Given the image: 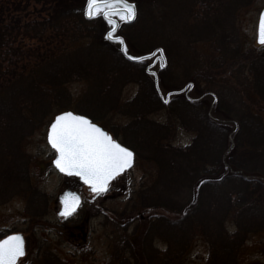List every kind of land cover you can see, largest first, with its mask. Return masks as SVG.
Segmentation results:
<instances>
[{
	"label": "trees",
	"instance_id": "obj_1",
	"mask_svg": "<svg viewBox=\"0 0 264 264\" xmlns=\"http://www.w3.org/2000/svg\"><path fill=\"white\" fill-rule=\"evenodd\" d=\"M84 1L0 0V163L10 162L11 147L19 154L31 130L43 128L51 114L68 107L69 82L86 80L98 93L110 82H137L139 93L124 113L131 118V133L146 137L159 176L157 183L144 186L138 205L151 210L133 213L134 228L116 245L112 264H186L182 257L197 234L208 243L209 255L202 264H240L239 253L249 236L264 230V54L242 49L234 31L241 9L251 0H186L185 9L179 5L182 11L173 19L174 28L168 19L172 4L134 0L136 17L120 26L136 51L165 50L167 63L159 74L166 84L207 82L205 90L223 116L236 120L235 136L229 133V119L215 118L205 99L180 93L164 101L147 62L127 58L117 43L105 38L102 17H86ZM140 20L158 21V31L174 46L199 50L197 67L190 73L185 69L189 76L182 83L175 76L171 84L170 45L156 44L147 28L138 34L130 31ZM198 42L204 44L201 52L195 47ZM158 110L167 111L165 121L149 116ZM18 128L21 134L14 131ZM180 129L193 131L194 137L176 145L171 139ZM130 147L137 153L135 145ZM16 162L14 158L0 176L13 175L16 181L21 172ZM194 185L197 190L190 199H175L183 187ZM173 187L177 195L169 196ZM32 193L38 202L40 192L33 188ZM155 237L165 241V249L153 246ZM45 263L69 264L53 254L46 255Z\"/></svg>",
	"mask_w": 264,
	"mask_h": 264
},
{
	"label": "rangeland",
	"instance_id": "obj_2",
	"mask_svg": "<svg viewBox=\"0 0 264 264\" xmlns=\"http://www.w3.org/2000/svg\"><path fill=\"white\" fill-rule=\"evenodd\" d=\"M163 1L167 5L172 4L170 9L173 13L168 16L172 22L179 16L182 8L185 9L186 0ZM263 5L264 0H251L239 13L234 31L237 37L239 35L238 39L245 51L264 54V43L257 41L258 20ZM158 23L156 21V23L144 24L143 20H140L130 27V31L138 34L147 32L143 31L144 28H147L149 29L147 33L154 36L156 44L159 41H165L170 45L171 74L174 75L171 84H175L172 83L175 76L177 77L175 80L180 84L186 76L185 69H188V73H190L197 67L196 57L199 50L195 51L193 47L188 49L181 45L174 46L171 39L158 31ZM101 26L102 34L106 37L110 27L109 23L102 20ZM170 27L174 28V22ZM127 46L131 53L136 51L132 44H127ZM203 46L204 44L201 42L195 44L196 49H200V52ZM111 51L116 55L115 50ZM149 61L153 63L151 69L154 70L161 64V60L156 56L149 58ZM118 65L124 64L119 61ZM106 85L101 89L103 92L98 93L95 91L94 85L86 80L69 82L67 89L71 92L70 98H68L70 100L66 99L69 104L63 111L73 110L82 113V111L87 112L84 109L90 110L89 115L109 131H113L121 142L129 147L131 144L135 145L137 148L135 163L132 168L117 176L105 191L90 192L88 186L78 177L65 175L53 163L56 150L48 142L47 133L49 125L55 117L54 113L51 114L43 128L31 130L25 135L21 145L22 150L19 149L17 156L14 152L18 148L11 147V153L19 163L16 162L14 166L17 165L21 169L19 177L15 181L13 175L0 176V239L10 232H23L26 236L27 252L17 264H47L45 263L47 254L56 255L69 264H112L116 245L130 235L134 228L133 213H136L137 210L140 213L151 210V208L146 209L138 205H142L144 186L147 184L152 186L155 182L157 183L155 175H159L154 159L156 157L144 135L131 133V118L124 113L125 105L139 93L140 85L134 81L110 82ZM160 85L167 101L176 88L162 80ZM207 85L208 83L204 81L201 84L194 83L190 95L193 97L201 95L206 91ZM204 98L215 118L229 119L226 122L229 133L231 136H235L237 122L234 117L226 118L216 104L212 106L213 96L211 94ZM115 100H118L119 104L114 103ZM88 101H93L94 104L89 102L90 105H87ZM166 113V110H158L150 113L149 116L165 121ZM14 131L16 134H21L20 128L14 129ZM193 137V131L180 129L171 141L176 145H182L190 142ZM13 157H9L10 162L6 160L4 163H0V173H3L5 166L8 171L10 163L14 164ZM5 174L3 173V175ZM33 188L41 194L37 193L36 200L38 202L36 203L31 199L34 195ZM174 188L170 189L169 196L177 195ZM66 189H75L83 197L79 210L70 216L59 214L60 195ZM154 189L151 188L149 191ZM188 189L186 186L183 187L181 196L175 199L183 202L190 199L197 189L195 185L190 190ZM133 205H137V209H134ZM35 209L42 211H39L40 214L33 215ZM152 244L159 249L166 247L165 241L159 237L153 238ZM208 255L207 241L201 234H197L183 255L182 261L186 264H202ZM239 261L240 264H264V230L249 236L240 250Z\"/></svg>",
	"mask_w": 264,
	"mask_h": 264
},
{
	"label": "snow or ice",
	"instance_id": "obj_3",
	"mask_svg": "<svg viewBox=\"0 0 264 264\" xmlns=\"http://www.w3.org/2000/svg\"><path fill=\"white\" fill-rule=\"evenodd\" d=\"M136 11L133 0H87L85 14L95 17L102 12L108 23L113 25V28L107 31L108 38L124 45V37L116 34L117 20L114 17L129 21L135 18ZM258 39L260 43H264V14L260 19ZM124 48L127 51L126 45ZM49 139L58 152L54 162L61 171L79 175L96 193L105 191L109 180L128 167L133 157L130 148L114 140L88 116L70 111L55 117L50 126ZM79 199L78 196L74 197L72 207L78 204ZM69 211L66 200L65 214ZM23 253L24 242L20 234L8 236L0 241V264H16L18 257Z\"/></svg>",
	"mask_w": 264,
	"mask_h": 264
},
{
	"label": "water",
	"instance_id": "obj_4",
	"mask_svg": "<svg viewBox=\"0 0 264 264\" xmlns=\"http://www.w3.org/2000/svg\"><path fill=\"white\" fill-rule=\"evenodd\" d=\"M133 2L135 3L136 10H137V4H136V2H135L134 0H133ZM86 8H87V0H86V2H85V6H84V14L86 13ZM136 13H137V11H136ZM100 14H101L102 17L105 19V21L108 23L107 19L103 16V13L101 12ZM262 14H264V5H263V7H262V9H261V11H260L259 20H258V32H257V41H258V42H259L258 37H259L260 19H261V15H262ZM85 16L88 17V18H91V17L87 16L86 14H85ZM135 17H136V16H135ZM114 18L117 20V25H116V27H117V32H116V34L121 35V34L119 33V25H120V23H121L122 20L119 19L118 16H116V17H114ZM133 19H134V18H133ZM133 19H131V20H133ZM131 20H129V21H131ZM109 26H110V27L108 28V30H110V29L113 28V25L109 24ZM122 36H123V35H122ZM106 37L108 38L107 33H106ZM123 37H124V36H123ZM109 39H110V38H109ZM110 40H111V39H110ZM111 41H113V40H111ZM113 42H115V43H117V44L119 45V47H120L121 51L123 52V54H124L127 58H129V59L136 60V59H133L132 57H142L143 59H140V60H146V59H149V58H152V57H155V56H156L157 59L161 60V65H162V66H165L166 63H167V58H166V55H165L164 49H163L162 47H157V48H155L154 50H152V51H150V52L138 53V54H137V53H133V52L131 53V52H130L129 47L127 46L128 43H127L125 37H124V45L127 46V51H125L124 45H121V44H119V43L116 42V41H113ZM160 49H162V51H158V50H160ZM152 65H153V63H151V64L148 66V71H149V72L153 75V77H154V81H155L156 87H157V89H158V92L160 93V96H161L164 100H166L165 97H164V95H163V93H162V89H161V87H160V80H159L158 72H157L156 70H154V69H151V68H152ZM182 90H183V88H181V89H175V90L172 91V93H178V92H180V91H182ZM69 111H70V112H73V113H76V114H78V115H86V114H83V113L75 112V111H73V110H65V111H62V112H69ZM62 112H60V113H62ZM60 113L56 114L55 117H56L57 115H59ZM86 116H88V115H86ZM55 117H54V119L51 121V123L55 120ZM88 117H89V116H88ZM89 118H90V117H89ZM90 119H91V118H90ZM91 121H92L94 124L98 125L99 127L103 128L104 131H106V132H107V133H108V134H109L114 140H116L118 143H121L117 138H115V137L112 135V133L108 132V130H106L102 125L98 124L97 122L93 121L92 119H91ZM51 123H50V125H49V129H48V133H47V138H48V142H49L50 145L52 146L51 141H50V139H49ZM121 144H123V143H121ZM123 145L126 146L125 144H123ZM52 147H53V146H52ZM126 147H128V146H126ZM53 148H54V147H53ZM128 148H130V147H128ZM54 149H55V148H54ZM130 149H131L132 152H133V157H132V161H131L130 165H129L128 167H126L122 172H118V173H117V174H116L111 180H109V182H108V186H109V184L111 183V181H113V180H114L119 174H121V173L127 171L128 169L132 168V166L134 165L135 160H136V154H135V151H134L132 148H130ZM55 150H56V149H55ZM57 155H58V152H57V150H56V156H55L54 159H53V163H54V165L56 166V168H57L60 172L66 174V175H77V174H75V173H66V172L61 171V169H60V168L55 164V162H54L55 159H56V157H57ZM77 176L80 178V180H81L83 183H85V184L88 186V189H89L90 191H92V187H91V185H89V184H88L83 178H81L79 175H77ZM107 188H108V187H107ZM92 192H93V191H92ZM75 196H78L80 199H79L78 204H75V206L72 207V202H73ZM66 200H67V206L70 208V211L68 212V214H65ZM60 201H61V208H60V210H59V214H60V215H70V214L74 213V212L80 207V205H81V203H82V195H81V193L78 192L77 190H74V189H66L63 193H61V195H60ZM14 234H20V235L22 236V238H23V242H24V253H23L22 256H20V257H23V256L26 254V239H25V235H24L22 232H14V233H10V234L4 236L3 238H1L0 241H3L6 237L11 236V235H14ZM20 257H18L17 262H18V260L20 259ZM17 262H16V263H17Z\"/></svg>",
	"mask_w": 264,
	"mask_h": 264
},
{
	"label": "flooded vegetation",
	"instance_id": "obj_5",
	"mask_svg": "<svg viewBox=\"0 0 264 264\" xmlns=\"http://www.w3.org/2000/svg\"><path fill=\"white\" fill-rule=\"evenodd\" d=\"M112 132V134L115 136V134L113 133V131H111ZM116 137V136H115ZM117 138V137H116ZM26 237V236H25Z\"/></svg>",
	"mask_w": 264,
	"mask_h": 264
}]
</instances>
